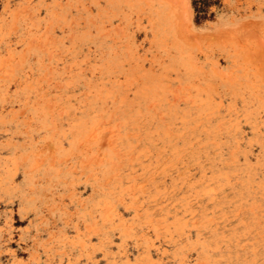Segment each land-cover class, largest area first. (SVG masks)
Returning a JSON list of instances; mask_svg holds the SVG:
<instances>
[{
  "label": "rangeland",
  "instance_id": "obj_1",
  "mask_svg": "<svg viewBox=\"0 0 264 264\" xmlns=\"http://www.w3.org/2000/svg\"><path fill=\"white\" fill-rule=\"evenodd\" d=\"M0 264H264V0H0Z\"/></svg>",
  "mask_w": 264,
  "mask_h": 264
},
{
  "label": "bare ground",
  "instance_id": "obj_2",
  "mask_svg": "<svg viewBox=\"0 0 264 264\" xmlns=\"http://www.w3.org/2000/svg\"><path fill=\"white\" fill-rule=\"evenodd\" d=\"M228 28V27H227Z\"/></svg>",
  "mask_w": 264,
  "mask_h": 264
}]
</instances>
